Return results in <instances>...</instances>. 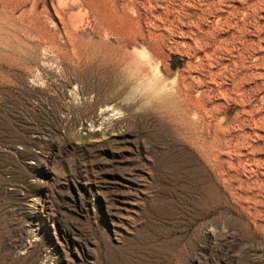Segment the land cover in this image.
I'll list each match as a JSON object with an SVG mask.
<instances>
[{
  "label": "rangeland",
  "instance_id": "374dc122",
  "mask_svg": "<svg viewBox=\"0 0 264 264\" xmlns=\"http://www.w3.org/2000/svg\"><path fill=\"white\" fill-rule=\"evenodd\" d=\"M3 1L0 264H264V0Z\"/></svg>",
  "mask_w": 264,
  "mask_h": 264
},
{
  "label": "bare ground",
  "instance_id": "6f19581e",
  "mask_svg": "<svg viewBox=\"0 0 264 264\" xmlns=\"http://www.w3.org/2000/svg\"><path fill=\"white\" fill-rule=\"evenodd\" d=\"M7 0H4L3 2H6ZM23 1V0H22ZM65 1V0H64ZM63 2V1H62ZM61 2V4H62ZM13 3V2H12ZM59 3V0L58 2ZM32 4V3H31ZM53 4V3H52ZM13 5V4H12ZM23 6V5H22ZM30 6V5H29ZM48 6V5H47ZM56 6V5H55ZM58 6H61L60 4H58ZM10 7V6H9ZM13 7V6H12ZM65 7V6H64ZM23 8V7H22ZM47 8V7H46ZM45 8V9H46ZM50 9V8H49ZM60 9V8H59ZM9 10V9H8ZM51 12V11H50ZM49 12V13H50ZM19 13V12H18ZM17 13V14H18ZM15 15V14H14ZM43 15V14H42ZM16 16V15H15ZM12 17L11 14H9V18ZM24 17V21L26 22V24H24V28L23 30H26L28 33L30 34H36L39 36H42V32L44 31V26L43 23L40 19L39 13L36 10V5H31L29 7V9H27L23 15ZM52 17V16H51ZM48 18V16H47ZM56 18V16H55ZM8 22V20H6ZM19 21V20H18ZM17 21V22H18ZM22 21V20H21ZM54 21V20H53ZM58 21V20H57ZM56 22V21H55ZM21 23V22H20ZM54 23V22H53ZM59 23V22H58ZM10 24V23H9ZM19 24V23H18ZM60 24V23H59ZM7 25V24H6ZM27 35V34H26ZM103 58H106V55L104 54ZM101 60V59H100ZM95 66V65H94ZM102 66V64L100 65Z\"/></svg>",
  "mask_w": 264,
  "mask_h": 264
}]
</instances>
